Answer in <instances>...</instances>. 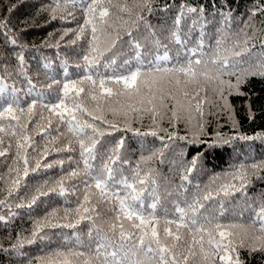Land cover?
Wrapping results in <instances>:
<instances>
[{"label": "snow or ice", "instance_id": "6c2138e0", "mask_svg": "<svg viewBox=\"0 0 264 264\" xmlns=\"http://www.w3.org/2000/svg\"><path fill=\"white\" fill-rule=\"evenodd\" d=\"M78 2L82 4L85 19L83 26L74 34L77 39L82 38L90 26L89 47L81 57L82 64L77 65L82 69V75L71 79L65 68L63 81L49 77L51 83L46 87L52 89L56 86L54 100H46L45 93L33 82L28 72L25 46L18 42L15 35H10L15 33L10 16L0 11V35L5 37L11 56L16 61L11 71L7 63L3 64L7 78H22L28 85L25 97L21 98L22 89L16 86V81L9 85L5 77L0 76V158H4L7 168L6 174L0 175V183L4 185L0 189L3 193L0 196V223L10 225L19 215L13 209L27 207L31 210L42 197L52 193L64 196L72 192L76 196L74 208L65 207L62 215L56 208L46 210L42 217L32 220L30 235L17 233L8 248L0 245V251L9 256L23 257L25 244L48 239L45 229H77L83 221H88L87 243L81 232L74 231L72 236L77 250L69 249L72 256L85 257L84 264H247L243 252L248 255L264 253V193L248 195L251 177L264 179L258 176L264 171V160L239 165L225 175L224 182L216 186L214 193L205 190L202 195L194 196L191 202L185 200L184 206L175 202L172 218H168L167 214L164 217L156 214L160 201L156 195L158 173L149 164L154 159L163 163L166 150L176 140L186 141L188 146L197 148L227 145L237 139L264 141V132L251 136L237 132L229 136L221 131L225 125L219 122V117L224 115L231 127L237 129L238 122L229 97L246 95L242 86L249 79H264V55L255 59L243 58V53H250V42L256 38L255 18L264 16V0H254L247 20L241 21L243 26L234 31L231 10H218L215 16L221 18V24L216 30L215 46L210 43L207 52L204 51V29L209 19L203 4H166L163 11L168 12L175 7L176 12L171 24L161 27L159 33L157 26L148 20L155 10V0H51L41 11L47 12L53 20L57 17L63 19L73 15L69 6L74 8ZM3 7V0H0V9ZM14 8L15 5L9 4L7 13H12ZM114 18L121 21L120 28L112 23ZM197 27L199 42L190 47L188 39ZM69 31L72 30H66L60 39L63 40ZM124 36H127L126 41ZM118 44L121 47L126 44L128 52L114 51ZM261 45L264 47V38ZM120 56L126 58L118 69L109 72L108 69L117 64ZM101 64L104 72L99 70ZM33 93L35 98L29 102L27 97ZM89 102H94L91 110L87 107ZM38 104L49 114L46 121L48 128L55 119L57 127L54 131L59 133L51 137L46 128L36 123L32 131L42 135L45 140L43 145L32 139L28 125L33 121L24 119L26 115H33ZM206 107L215 109V112L206 111ZM105 112L121 116L124 127L136 135L158 138L161 146L151 149L147 156L141 154L133 165L122 155L123 138L105 146L103 138L106 132L121 130L117 122L105 118ZM130 113L133 118L139 119L147 115L152 122L150 131L133 129ZM84 114L91 120L81 119ZM209 115L217 117L214 133L208 132ZM40 116L44 118L43 113ZM165 118L173 130L161 126ZM180 122L185 124V135H179L176 130ZM102 124H106L107 129L102 130ZM62 126L70 135L61 132ZM206 136L211 139L205 140ZM62 140L66 143L49 148L50 142ZM52 151L78 152L76 167L55 181L42 179L28 190L30 172L39 173L55 165L63 167V159L42 163ZM202 155L203 152L199 151L188 160L181 149L180 159L172 163L186 173L181 177L182 181H188ZM125 165L128 166L127 172ZM73 179L79 180V183L66 186V182ZM217 179L220 177L214 178V184ZM22 187L26 189L23 194ZM145 192L153 197L147 205ZM236 193H240L245 200V207L238 216L243 220L244 213L249 212L248 223L221 222L219 217L224 215L223 210L219 216L201 211L205 209L202 201L212 200L221 194L228 198ZM68 203L65 200V204ZM101 205H111L109 217L101 215ZM85 248L87 251L82 250ZM54 255L63 256L65 253L57 250ZM28 264L32 261L29 260ZM39 264L54 262L41 258Z\"/></svg>", "mask_w": 264, "mask_h": 264}, {"label": "trees", "instance_id": "16d2710c", "mask_svg": "<svg viewBox=\"0 0 264 264\" xmlns=\"http://www.w3.org/2000/svg\"><path fill=\"white\" fill-rule=\"evenodd\" d=\"M187 1L155 0V10L150 16H148V20L152 25L157 26V31L159 33L161 27L166 28L171 24V19L176 12L175 7L170 9L168 12L163 11L162 9L166 4L174 3L176 6L181 3H188L190 5L197 6L200 4L205 5L207 10L206 14L209 19V24L204 29L206 33L204 39L205 52L209 50L208 45L210 43L213 47L215 46V38L218 35L216 30L221 24V18L219 16H215V13L218 10H231L233 16L232 31H234L243 26L241 21H244L243 18L245 17V20H247L248 11L254 3V0ZM129 2H131V0H129ZM49 3H51V0H3V5L5 7L0 9V11H3L5 15L10 16L12 27L15 29V33L10 35H15L18 42L25 46L24 54L28 62V72L32 77L33 82L36 83L37 88L45 93L46 100H54L56 86H53L52 89H48L46 87L47 84L51 83L49 77H55V79L63 81L65 79V68H67L69 78L71 79H76L82 75V69L78 68L77 65L82 64L81 57L89 47L88 41L90 40V26L86 28L84 36L77 39L74 33L78 31L80 26H83L85 19L84 13L81 10L82 4L78 2L74 8H72L71 5L69 6L73 13L72 16H67L63 19L57 17L53 20L47 12L41 11V8ZM9 4L15 5L14 10L10 14L7 13V6ZM126 18L127 17H125V19ZM261 21H264V16H257L255 18L254 24L257 30L256 38L250 42V53H243L244 59H255L264 55V47L261 45V39L264 38V23H261ZM112 23L116 28L121 27V21L118 19L114 18ZM66 30L72 31H69L68 35L64 36V39L61 40L60 37ZM143 31V28H141V32ZM185 31H187L186 27ZM113 35H115V32H113ZM241 39H243V37H241ZM73 40L75 43H71ZM123 40L126 41L127 36H124ZM198 42L199 27L192 32L190 38L188 39L190 47H195ZM165 43H167V41H165ZM231 43L232 41L229 42V46ZM252 44H254L255 47H251ZM169 47L174 48L173 45H169ZM241 47H243V45H241ZM19 50L20 49H17V51ZM114 51L128 52V48L126 44H124L123 47L118 44L117 49ZM129 55H131V53H129ZM125 58V56L118 57L117 64L111 66L108 71L111 72L113 69H118L120 63ZM4 63L9 65L8 70L11 71L12 66L15 65L16 61L11 56V49L10 46L7 45L5 37L0 35V76H4L9 85H11L13 80H15L16 86L22 89L20 96L21 98H24L28 87L26 81L15 76L10 79L7 78V73L3 67ZM45 64L48 65L47 68L44 67ZM99 70L101 72L105 71L102 64L99 67ZM225 78L227 79L228 77ZM232 79L233 82H235V78L232 77ZM242 91L246 93V95H233L229 97V100L234 108L238 128L233 129L226 116L221 115L219 117L221 124L225 125V128L223 127L221 131L227 133L229 136L234 135L237 132L249 136L254 135L257 132H264V79H249L247 83L242 86ZM33 98H35V93L28 96L27 100L30 102ZM209 98H212L211 92H209ZM121 101L124 102L123 98H121ZM87 107L91 110L94 107V102H89ZM209 110L213 113L215 112V109H207L206 107V111ZM41 113H43V119H41ZM48 115L47 110L43 109L38 104L36 109H34L32 116L29 117L26 115L24 117L25 120L33 121V123L28 125V128L31 132L32 139L40 145H43L45 140L42 135L37 134L36 131H32L36 123H39V125L46 128L51 137L59 135V133L54 131L57 127V121L55 119L52 121L51 128H48L46 123ZM105 118L117 122L121 129L120 131L109 130L106 132L103 138L105 146L112 145L120 138H123L124 148L122 149V155L125 159L130 160L133 165L140 159L141 154L147 156L151 149L159 148L161 146V142L156 137H152L151 135L139 136L132 131H128L124 127V120L121 116H113L110 112H105ZM81 119L91 120V117L84 114L81 116ZM207 119L209 121L208 132L214 133L217 123L216 115H209L207 116ZM129 120L131 121V127L133 129H139L140 132L150 131L152 122L147 115H145L143 119H139L133 118L130 113ZM12 123H15V121H12ZM97 124H100V122L97 121ZM183 125H185L183 122L176 125V130L179 135L186 134V128ZM161 126L168 128L170 131L173 130L167 118L161 122ZM101 127L103 130L107 129L108 126L106 124H102ZM37 131H39V129H37ZM61 132L65 133L66 136L70 135L67 133L65 126L61 127ZM162 134L163 133H161V135ZM204 139L210 140L211 137L206 136ZM62 143H66V140L53 141L50 142L48 146L49 148L54 149L56 147H60ZM181 149L184 150V158L188 160H190L197 152H203L197 168L189 175L188 181H182L181 177L186 173L179 171L172 163L173 161L180 159ZM29 152L31 153L32 150L29 149ZM32 155L35 156V153H32ZM69 156H72L73 159L69 160ZM57 159L64 160L62 168L60 165H55L53 168L41 170L39 173L30 172L29 177L27 178L28 190H30L33 185L42 179L55 181L61 176L66 175L70 169L76 167L78 152L70 153L67 151H52L47 157V160L42 161V163ZM3 160L4 158H0V175H5L7 172V168L3 163ZM262 160H264V141L261 140L242 141L237 139L231 141V143L227 145H219L212 148L206 146L197 148L195 146H188L186 141L176 140L175 143L172 144L168 150H166L163 163H161L159 159H154L149 162L150 166L156 169L158 173V187L156 195L160 197V201L157 205L156 214L160 217H164L167 214L168 218H172V214L174 212L173 205L175 202H179L181 206H184L185 200L191 202L194 196L202 195L205 190H212L214 193L216 186L224 182V177L227 173L233 171L241 164L248 165L252 162H259ZM8 163L10 164L11 161H8ZM127 168L128 166L125 165V172H127ZM258 176L264 177V171L258 173ZM216 177H220V179H217L214 184L213 180ZM5 178L7 177L5 176ZM74 183H79V180L73 179L67 181L66 186H70ZM197 185H199V188ZM3 187L4 185L0 183V189H3ZM185 189L187 191H185ZM24 191H26V189L22 187L21 194H23ZM168 193H171V195ZM259 193H264V179L252 176L251 184L248 188V195L255 196ZM2 195L3 193L0 192V196ZM144 199L145 204L147 205L152 202L153 197L150 196L148 192H145ZM65 200L69 203L65 204ZM75 200L76 196L72 192L65 193L64 196L52 193L48 197H42L41 201H38L37 205H34L31 210L27 207L13 209L14 211H17L19 215L10 225L0 223V245H3L4 248H8L10 244L14 242L17 233L30 235L33 219L36 217H42L46 210L51 211L53 208H56L58 214L62 215L65 207H75ZM202 202L205 203V209H201V211L206 212V214L219 216L221 210L224 211V215L219 217L221 222H236L245 224L249 222V212L244 213L243 220H241L238 216V213L245 207V200L241 197L240 193H236L234 196L228 198H224L221 194L220 197L214 196V199ZM221 203L223 204V208H221ZM110 208L111 205H101L99 209L101 215L106 218L109 217L111 215V212L109 211ZM6 211L7 210H5V212ZM54 222L56 221L54 220ZM59 222L63 223V221ZM88 226L89 222L83 221L80 225H78L77 229L62 227L45 229L48 239L43 242L37 240L33 244H25L22 249L25 253V256L23 257H18L15 254L9 256L7 253L0 251V264H28L29 260L32 261V264H39L41 258L45 261L54 262V264H84L85 257L72 256L69 253V249L77 250L75 238L72 236L74 231L81 232L85 243H87V236L85 234ZM109 235H111V233H109ZM57 250L65 253V255H54ZM82 250L87 251L86 248ZM242 255L247 261V264H264V253L257 252L252 255H248L247 252H243Z\"/></svg>", "mask_w": 264, "mask_h": 264}, {"label": "bare ground", "instance_id": "6f19581e", "mask_svg": "<svg viewBox=\"0 0 264 264\" xmlns=\"http://www.w3.org/2000/svg\"><path fill=\"white\" fill-rule=\"evenodd\" d=\"M187 1V0H186ZM188 2V1H187ZM248 2V1H247ZM214 4H215V2H214ZM236 6V5H235ZM245 7V6H244ZM237 8V7H236ZM239 9V8H238ZM241 9V8H240ZM156 13V12H155ZM236 15H237V13H236ZM233 17V16H232ZM159 18V17H158ZM238 18V17H237ZM243 18V17H242ZM246 18V17H245ZM245 18H243V20H245ZM157 24V23H156ZM235 24V23H234ZM252 81V80H251ZM250 82V81H249ZM257 86V85H256ZM251 88V87H250ZM245 89V88H244ZM248 89V88H247ZM254 90V89H253ZM251 91V90H250ZM255 94V93H254ZM233 96V95H232ZM253 97V96H252ZM233 98V97H232ZM234 99V98H233ZM249 101H250V99H249ZM217 118V117H216ZM224 119V118H223ZM214 122H215V120H214ZM220 123H221V121H219ZM210 123H212V122H210ZM213 125V124H212ZM184 127H185V125H183ZM214 126V125H213ZM186 128V127H185ZM224 128H225V126H224ZM178 129V128H177ZM181 129V128H180ZM183 131V130H182ZM185 131V130H184ZM208 166V165H207ZM227 206V205H226ZM221 210V209H220ZM222 211V210H221Z\"/></svg>", "mask_w": 264, "mask_h": 264}]
</instances>
